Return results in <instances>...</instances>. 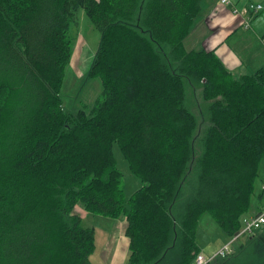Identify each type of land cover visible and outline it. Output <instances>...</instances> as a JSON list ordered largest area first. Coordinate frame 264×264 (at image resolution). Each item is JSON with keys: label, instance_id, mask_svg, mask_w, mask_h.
I'll use <instances>...</instances> for the list:
<instances>
[{"label": "trees", "instance_id": "1", "mask_svg": "<svg viewBox=\"0 0 264 264\" xmlns=\"http://www.w3.org/2000/svg\"><path fill=\"white\" fill-rule=\"evenodd\" d=\"M204 1L0 0V264H90L77 206L125 216L128 264H193L206 213L240 231L264 159V68L236 77L186 49ZM82 10L104 90L74 115L61 90ZM114 143L142 182L129 198ZM210 264H264V228Z\"/></svg>", "mask_w": 264, "mask_h": 264}, {"label": "crops", "instance_id": "2", "mask_svg": "<svg viewBox=\"0 0 264 264\" xmlns=\"http://www.w3.org/2000/svg\"><path fill=\"white\" fill-rule=\"evenodd\" d=\"M250 1L236 0L234 2L231 0L230 5L224 6L220 3V0H205L199 17L203 16L200 19H198L199 17L196 19L191 32L192 34L197 30L200 31L194 41L199 46L196 49L201 48L208 52H214L236 77L253 74L264 68V30L259 26L256 27V30L254 28L251 29L250 24L246 27L244 17L232 12V7L235 6L238 9H242L251 4L252 1ZM259 5L261 4L259 3ZM256 14L255 18L259 13ZM256 22L257 20L253 22V26ZM80 46L81 44L78 40L71 64L73 63L77 48L81 50L82 47L80 48ZM257 180H259L258 183L261 189L259 211L251 214L246 219L257 216L264 211V159L260 165ZM256 188L257 181L255 191ZM76 213L83 218L84 222L86 220L92 222L95 217L87 214L82 206L76 207ZM97 219H100L101 223L105 225V230L107 227H111L109 226L110 218L99 216ZM126 227L127 225L120 224L117 227L119 228L118 231H116V227H111L112 233H109L110 230L106 231V239L102 251L99 253L96 244L95 252L90 258V264H128L129 239L125 235Z\"/></svg>", "mask_w": 264, "mask_h": 264}, {"label": "rangeland", "instance_id": "3", "mask_svg": "<svg viewBox=\"0 0 264 264\" xmlns=\"http://www.w3.org/2000/svg\"><path fill=\"white\" fill-rule=\"evenodd\" d=\"M236 2V0H233ZM252 1V2H251ZM250 2L254 5H262L263 9L259 11V15L255 18L257 14L253 15V18L250 21L251 29L259 26L264 30V0H251ZM203 16V15H201ZM201 16L198 18L200 19ZM257 20L256 24L253 22ZM256 25V26H255ZM201 28V27H200ZM79 33V42L81 44L77 48L73 63L67 68L65 72L64 82L61 90V98L63 101L64 111L68 114L76 115L81 109H85L87 112H90L94 107L96 101L101 98L104 83L101 77H89L88 71L90 69L91 63L94 59V55L99 50L101 34L99 30L95 28L90 19L87 17L84 10L79 13V28L76 29ZM200 31H195L192 33L187 40L185 41V47L188 50L198 48L197 42H194L197 34ZM113 154L117 163L118 169L121 171L122 177V189L125 192L126 197H130L137 189L142 186L141 180L136 177L130 170L128 161L126 160L123 152L121 151L117 143L113 144ZM259 180H257V188L252 198L251 208L246 213L241 221L249 217L251 214L257 213L260 206V185ZM99 216H95L93 221L86 220L84 225L87 227H93L96 235V244L99 250V253L102 251L103 244L106 239V231L112 233L111 227H119L120 224L127 225L125 216H120L118 219L110 218L111 227L104 228V224L101 223L100 219H97ZM114 221H116L114 223ZM119 228L116 229L118 231ZM196 241L198 246L201 249V253L206 257L210 258L225 242H228L229 239L224 231L219 227L218 223L214 220L210 213L204 214L197 225L196 231Z\"/></svg>", "mask_w": 264, "mask_h": 264}, {"label": "built area", "instance_id": "4", "mask_svg": "<svg viewBox=\"0 0 264 264\" xmlns=\"http://www.w3.org/2000/svg\"><path fill=\"white\" fill-rule=\"evenodd\" d=\"M220 3L224 6L230 5L231 0H220ZM232 12L241 15L244 17V22L246 27L249 26L253 15L259 13L263 9L262 5H254L248 4L242 9H238L235 6L232 7ZM264 228V211L261 212L259 215L254 216L252 218L246 219L243 222V226L239 232H237L229 241L212 257L208 258L204 254L200 253L195 258L193 264H210L213 260L218 257H228L234 253V245L247 238L250 235L255 234L256 232L262 230Z\"/></svg>", "mask_w": 264, "mask_h": 264}]
</instances>
